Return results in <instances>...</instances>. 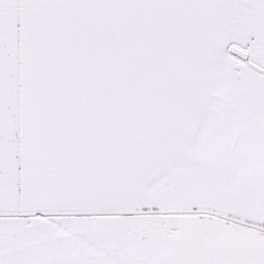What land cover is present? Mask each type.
I'll return each instance as SVG.
<instances>
[{
    "label": "snow or ice",
    "instance_id": "1",
    "mask_svg": "<svg viewBox=\"0 0 264 264\" xmlns=\"http://www.w3.org/2000/svg\"><path fill=\"white\" fill-rule=\"evenodd\" d=\"M0 264H264V0H0Z\"/></svg>",
    "mask_w": 264,
    "mask_h": 264
}]
</instances>
